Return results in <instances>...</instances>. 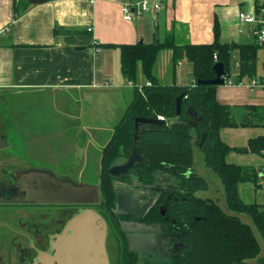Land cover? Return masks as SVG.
Listing matches in <instances>:
<instances>
[{
	"label": "crops",
	"instance_id": "0c3cea01",
	"mask_svg": "<svg viewBox=\"0 0 264 264\" xmlns=\"http://www.w3.org/2000/svg\"><path fill=\"white\" fill-rule=\"evenodd\" d=\"M13 1L0 0V94L3 108L9 111L8 120L0 118V136L1 125L8 121L13 138L26 140L28 154L53 164L61 163L59 157H64L68 141L76 162L68 170L86 169L130 102L133 86L146 82L140 71L136 84L128 81L120 71L119 50L103 44L148 43L168 34L177 45L210 43L215 19L220 41L237 38V19L231 21L225 13L235 0H161L159 11L132 20L123 19L121 5L137 0H48L34 6L27 3L17 15ZM95 45L100 48L96 52ZM171 58L170 49L158 53L153 66L157 80L193 84L192 62L183 58L173 66ZM24 95L26 101L19 102ZM216 99L237 106L239 117H234L241 119L245 105L264 107V90L224 83L217 85ZM262 134V125L219 130L220 138L230 146H244L249 138ZM226 160L256 168L258 186L243 182L238 191L243 201L264 205V152L230 151Z\"/></svg>",
	"mask_w": 264,
	"mask_h": 264
},
{
	"label": "trees",
	"instance_id": "16d2710c",
	"mask_svg": "<svg viewBox=\"0 0 264 264\" xmlns=\"http://www.w3.org/2000/svg\"><path fill=\"white\" fill-rule=\"evenodd\" d=\"M13 2L15 15L28 5L26 0ZM219 35L215 19L214 39L210 43L177 45L173 35L168 34L163 40L155 38L148 43L102 45L119 50L120 71L128 81L136 84L139 71L146 81L140 86H133L130 102L100 150L98 188L101 204L92 206L103 216L112 219L111 226L119 229L117 219L121 216L114 213L115 178L109 174L108 168L130 155L134 119L173 118L176 97L183 92L181 119H190L189 112L196 114L194 135L187 125H143L137 146L145 160L136 163L130 171L143 184H153L157 172L173 176L169 190L160 193L157 202L143 218L146 222H163L169 231L182 234L184 247L177 254L165 255V264H241L258 256L260 245L252 227L240 220L238 215L241 213L251 219L264 242V205L243 201L238 191L239 184L243 182L258 186L257 170L226 160L230 151L263 153L264 134L249 138L244 146H230L219 136V130L223 127L264 126V107L245 105L242 118L236 119L231 106L216 99L217 85L196 83L197 80L214 78L213 66L217 62L222 63L224 76L229 77L231 54L235 49L238 51L235 83L245 82L256 75L257 51L260 47L254 43L220 41ZM163 49L172 51L173 66L183 58L192 62L193 84H162L157 80L153 66ZM195 145L202 151L204 165L218 176L229 212L224 211L212 198L196 195L198 190L208 188V181L193 167ZM161 205L164 214L160 213ZM118 253L116 264H135L137 261L138 253L129 251L126 243ZM263 262L264 257H260L258 263Z\"/></svg>",
	"mask_w": 264,
	"mask_h": 264
},
{
	"label": "water",
	"instance_id": "95a60500",
	"mask_svg": "<svg viewBox=\"0 0 264 264\" xmlns=\"http://www.w3.org/2000/svg\"><path fill=\"white\" fill-rule=\"evenodd\" d=\"M48 0H26L31 6L44 3ZM215 77L211 79L197 80L198 84H224V68L217 62L213 66ZM185 93L176 97L175 116L164 119L163 117L147 118L136 117L134 119L133 146L130 155L121 163H116L108 168V172L114 178L129 174L134 165L144 161L139 153L137 140L143 125L156 124H181L187 125L192 134H195L196 114L189 112L190 119L183 120L180 117L181 99ZM4 143L0 140V149ZM32 186H36L33 193H24L15 198L19 202H49L62 204H78L83 207L75 210L67 219L62 231L55 235L51 242L52 253L39 251L37 259L32 264H108L105 249L107 225L103 216L92 206L99 201V188L97 185L72 184L68 180L58 179L51 173L42 174L33 171ZM36 174V175H34ZM153 184H142L136 177L132 184L115 179L113 190L115 194L116 215H134L142 218L154 205L156 189L166 190L173 183V176L167 173L157 172ZM44 177V182L40 181ZM41 178V179H40ZM46 183L45 188L44 184ZM162 209V208H161ZM163 213V211H161ZM120 227L125 232L128 250L133 252H161L166 254L164 244L169 237L177 234L166 232L164 224L160 226L147 225L139 222L120 221Z\"/></svg>",
	"mask_w": 264,
	"mask_h": 264
},
{
	"label": "rangeland",
	"instance_id": "374dc122",
	"mask_svg": "<svg viewBox=\"0 0 264 264\" xmlns=\"http://www.w3.org/2000/svg\"><path fill=\"white\" fill-rule=\"evenodd\" d=\"M235 4H230L228 8H225V13H226V18H229L231 21L234 20V18L237 19V27H236V34L237 38L236 40L234 38H228V42H231L234 40L235 42L238 43H250L252 44L254 42V38L252 35V26L251 25H245L242 27L239 23L238 19V11L239 10H250L252 8L254 0H235ZM251 1V2H250ZM242 29V33H239V29ZM233 29V28H231ZM232 39V40H231ZM238 71V51L235 49L232 51L231 54V62H230V75L229 78L235 82L236 79V74ZM256 73L257 74H264V48H259L257 51V60H256ZM3 94H0V106L1 109L3 108V105L5 102H3ZM7 101H9V94H5ZM5 99V97H4ZM26 96L19 99V102L23 103L26 101ZM29 99H32L29 97ZM9 103V102H8ZM5 108V109H4ZM3 109V114L0 117L2 120H8L9 119V111L8 107H4ZM7 111V112H6ZM231 111L234 113V116L236 118L239 117L238 111H237V106H231ZM5 113L7 114V118L5 117ZM120 119V118H119ZM118 119V120H119ZM118 120L115 122V124L118 122ZM114 124V125H115ZM1 129L3 130L1 132V137H3V140L6 142L7 148L5 147L0 150V159L4 163H10V162H15L16 165L19 167H24V166H31V167H41L46 170V172L50 173H55L56 175L60 176L61 178H66L69 182L72 184L78 185V184H90V185H97L98 184V174H99V149L95 155H91V161L86 164V169L85 170H68L69 166L72 167V164L75 165V159L73 156V152H71L72 149L68 150L69 147V142L65 143L64 147L67 148L66 152H64V157L60 156L59 159H61V163L53 164L52 162H49L45 160V157H37L33 156L31 154L27 153L26 147V140L25 139H20L19 138H13L12 133L10 132L9 129V124L8 121H4V124L1 125ZM112 131V130H111ZM111 134V132H110ZM14 140V141H13ZM238 141V140H235ZM57 141H54L56 145ZM62 141H60L61 143ZM52 142L49 140V145H51ZM62 144V143H61ZM16 147V148H13ZM57 147V145H56ZM52 149V146L49 147ZM101 150V149H100ZM62 154V152H58ZM18 161V162H17ZM124 160L117 161L122 162ZM69 164V165H68ZM68 166V168H67ZM193 167L195 171L203 176L207 181H208V188L205 190H198L196 192V195L199 197H209L215 200L218 205L226 212H229L226 206V202L224 199V193H223V186L218 178V176L213 173L208 167H206L203 163V154L202 151L199 150L198 148L194 147L193 148ZM247 193L244 192V195ZM249 197V196H247ZM115 208V207H114ZM43 210V208H39ZM77 208H69L65 209L66 212H72L73 210H76ZM13 209L8 207L1 208L0 209V214L4 216L3 219H0L1 223H7L9 226H12L13 228H17V221L14 218L10 219V216H8L9 213L12 212ZM53 210L51 209V212ZM240 220L243 222L248 223L255 234V237L260 245V252L258 256L254 258H249L247 259L244 263L241 264H264L263 263H258V260L260 257H264V242L262 240V237L260 236L259 232L255 229L251 219L246 215V214H239L238 215ZM1 225V224H0ZM111 227V224H110ZM10 233L8 232V229L6 227L0 226V255H1V260L0 264H22L21 257L18 256L17 250L18 248H22L25 244V241L23 239L18 240V237L15 236V243L12 244L10 243ZM14 237V236H13ZM112 238L108 237L107 240V248L108 252L111 255L112 262H115L116 258V249L114 247V243L111 240ZM148 257V259H146ZM165 256H160L159 254H153L151 256L138 254L137 255V261L135 264H165ZM146 260L148 262L146 263Z\"/></svg>",
	"mask_w": 264,
	"mask_h": 264
},
{
	"label": "flooded vegetation",
	"instance_id": "af4514ba",
	"mask_svg": "<svg viewBox=\"0 0 264 264\" xmlns=\"http://www.w3.org/2000/svg\"><path fill=\"white\" fill-rule=\"evenodd\" d=\"M0 140H3V137L0 136ZM33 171H37L39 173L42 172V174L46 172V170L41 167H31V166L19 167L18 165H16L15 162L4 163L0 159V209L8 206L12 208L13 213H9L8 216H10V219L14 218L17 221L16 223L18 227L13 228L12 226H9L7 223H1L2 221L0 222L1 224L0 226L6 227L8 229V232L11 234L10 235L11 245L16 244L15 243L16 241H14L16 238L15 236L18 237V240L23 239L25 241V244L21 246L22 248H18V250L16 251L18 256L21 257L22 264H32L37 259L39 251H46L52 253L53 251L51 248V242L55 239V235L62 231L67 219L75 211L73 210L72 212H66L65 209L77 208L76 210H78L79 208L83 207L78 204L15 201L16 197L22 196L24 195V193H33L37 189L36 186H32V184L34 183V181H31L32 180L31 176H33L32 174ZM51 174L58 179L66 180V178H61L60 176L56 175L53 172ZM132 177L134 178L136 176L131 172H129V174L122 175L120 178H115V179L132 184L134 181ZM40 181L44 182V177H42ZM138 181L141 182L139 179ZM171 185H169L166 190H161L159 189V187L154 185V188L156 189L155 202H157L160 193H162L163 191H168ZM45 186L46 183L44 184L43 188H45ZM100 204L101 203H100V195H99V201L94 205L99 206ZM39 208H43V210L41 209V211H39L40 210ZM51 209L53 210L52 212ZM159 210L160 213L161 211H163V213L161 214H164V209L162 205L159 207ZM118 216H121L119 219H117L118 220L117 222L119 223L120 221L125 220L129 222H139L147 225H156V226H160L161 224H164L165 226V223L163 222H146L143 220L144 217L139 218L134 215H118ZM3 218L4 216L0 214V219ZM103 218L105 219L107 225L105 249L107 253L108 264H116L117 256L119 255L118 253L119 249L123 247L124 243H126L128 248L126 235L125 232L122 231V229H120L121 227H119V229L113 226L110 227V224L113 223L110 217L107 218L103 216ZM165 230L166 232L177 234L176 237H169L166 239V242L164 244V249L166 251L165 255L177 254V252L184 247V242L182 241V234L178 232L169 231L166 226H165ZM108 237L112 238L111 240L113 241L114 247L117 251L115 262H112L111 255L108 252V248H107ZM137 253L138 254L142 253L143 255H147V256H151L153 254H159L160 256H165L162 255L160 251L137 252ZM0 260H1V255H0Z\"/></svg>",
	"mask_w": 264,
	"mask_h": 264
},
{
	"label": "built area",
	"instance_id": "2783aa9c",
	"mask_svg": "<svg viewBox=\"0 0 264 264\" xmlns=\"http://www.w3.org/2000/svg\"><path fill=\"white\" fill-rule=\"evenodd\" d=\"M91 2L94 0H90ZM162 7L161 0H137L134 2H125L121 5L122 17L125 20H132L135 16L141 15L145 12H157ZM239 22L241 25L247 24L252 26V35L254 44L258 47L264 48V0H255L250 10H241L238 13ZM90 30V29H88ZM239 31H242L240 28ZM100 48L98 45L94 46L93 51L96 52ZM216 58V56H214ZM224 83L227 85L233 84L228 76H224ZM245 84L250 90L263 89L264 90V74H257L245 82H238V84Z\"/></svg>",
	"mask_w": 264,
	"mask_h": 264
}]
</instances>
